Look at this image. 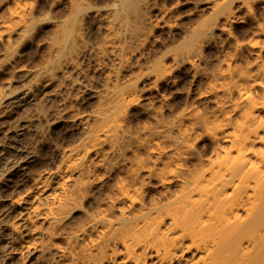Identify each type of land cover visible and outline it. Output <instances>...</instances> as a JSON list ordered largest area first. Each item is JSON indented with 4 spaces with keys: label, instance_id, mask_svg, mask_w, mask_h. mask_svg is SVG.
I'll return each mask as SVG.
<instances>
[{
    "label": "bare ground",
    "instance_id": "1",
    "mask_svg": "<svg viewBox=\"0 0 264 264\" xmlns=\"http://www.w3.org/2000/svg\"><path fill=\"white\" fill-rule=\"evenodd\" d=\"M66 1L68 18L59 22L52 12L61 0L44 7L41 0H0V44L10 47L13 35L20 42L31 37L37 14L38 23L54 27L45 65L25 71L22 97L9 88L0 101L12 96L22 104L43 82L56 80L57 71L79 70L76 60L85 49L84 22L91 13L106 32L89 49L91 61L97 69L110 62L103 89L93 92L98 107L59 149L55 168L31 178L32 193L7 202L9 218L0 219L7 260L17 257L15 264H26L37 253L34 264H264V41L240 45L233 29L251 17L255 35L263 36L264 19L260 24L249 0L219 5L207 0L209 15L181 47L143 72L139 38L152 0H98L103 9L93 0ZM258 1L264 11V0ZM241 9L239 20L235 12ZM211 46L215 51L207 57L204 49ZM134 66L138 72L122 81L121 72ZM185 68L204 85L181 102L183 110L172 120L154 112L155 123L143 127L148 137L137 142L127 113L144 96L138 84L150 79L144 91L147 99L157 94L161 111L168 102L160 90L172 88L174 74ZM204 139L208 145L197 150ZM135 144L145 156L126 159ZM110 156L130 167L116 176L114 190L93 193L100 180L96 169L110 174L119 163L111 164ZM153 180L161 193H145ZM76 212L79 218L72 217Z\"/></svg>",
    "mask_w": 264,
    "mask_h": 264
},
{
    "label": "rangeland",
    "instance_id": "2",
    "mask_svg": "<svg viewBox=\"0 0 264 264\" xmlns=\"http://www.w3.org/2000/svg\"><path fill=\"white\" fill-rule=\"evenodd\" d=\"M152 1L154 4L148 15L144 34L139 38L142 44L139 51L145 54L140 63V70L143 72H146L148 67L166 52L179 49L183 38L189 36L201 20L210 13L208 5L204 3L207 0ZM229 1L212 0L211 4H226ZM47 2L51 3L55 0H41L43 7ZM93 2L103 9V3L98 0H93ZM234 2L237 7L239 2ZM248 2L251 12L262 24L264 19L263 2L258 0H249ZM66 3V0H61V3L54 7L52 16L55 20L59 22L67 20ZM104 14L105 11L102 10L100 15ZM244 14V9L235 12V16L239 20L244 17ZM35 17L37 23L31 37L20 42L13 35V43L10 47L0 44V98L9 88L14 91V97L19 95L18 97L21 98L19 92L28 81L25 71L36 72L47 61V44L53 34V23H38L41 17L39 14ZM84 24L85 49L76 60L79 70L73 71L67 67L66 70L57 71L56 80L48 85L43 82L39 91L34 92L33 96L22 104L11 100L12 96L0 101V219L7 220L9 218L5 211L9 200L18 194L32 193L30 186L31 178L34 175L55 168L60 156L59 149L66 146L76 136L77 130L80 128L79 121L98 107L93 98V92L103 89V75L107 72L110 62H105V67L97 69L91 61L89 49L98 44L106 32L92 13L85 19ZM252 26L253 30L249 29L250 31L247 32L246 30ZM254 27L251 17L246 18L243 24L234 25L236 42L240 45H247L260 40L264 41V35H255ZM215 34L218 36L219 32L216 31ZM222 37L225 40L228 39L225 35ZM229 42L232 43L233 40L229 39ZM209 50L213 54L215 48L211 46L204 49V53H208L205 55H208L207 57L211 56ZM129 59V63H133L135 60L133 57ZM186 68L174 74L175 84L172 88L164 87L160 90L159 94H164L168 102L166 103L168 106L163 107L164 109L162 108L161 111L162 103L157 94L153 93L151 98L147 99L148 94L144 91L150 84V79L143 80L138 84V88L144 92L142 94L144 96L140 104L133 106L127 113V122L131 126L132 135L137 139V142H143L148 137L143 127L155 123L151 117L154 112H160L166 122L172 120L183 110L181 102L188 100V95L193 98L197 93V88L204 85V80L200 76L192 80ZM79 72L83 74L79 75ZM137 72L136 66L131 70H123L121 72L122 81ZM211 107L212 105L209 108ZM205 145H208V141L205 139L198 141L196 149L200 150ZM209 154L208 152L206 156ZM124 156L126 159H132L133 156L143 158L145 156L144 149L135 144L131 150L126 151ZM150 157L153 159L156 155ZM108 160L111 164L119 163L110 174L102 168L96 169L95 175L100 180L92 186L93 193H106L109 190H114L116 176H124L123 171L130 167L129 161L122 163L117 156H110ZM168 187L170 190H174L175 184ZM161 192L162 188L155 180L145 187V193ZM72 217L79 218L80 215L76 212L72 214ZM36 254H31L26 259V264H34L33 258L36 257ZM15 258L17 257H12V260L10 257V260H7L6 252L0 247V264L1 261L4 264H15V261L17 263Z\"/></svg>",
    "mask_w": 264,
    "mask_h": 264
}]
</instances>
